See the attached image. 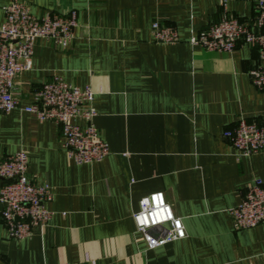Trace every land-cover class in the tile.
<instances>
[{
  "label": "crops",
  "instance_id": "1",
  "mask_svg": "<svg viewBox=\"0 0 264 264\" xmlns=\"http://www.w3.org/2000/svg\"><path fill=\"white\" fill-rule=\"evenodd\" d=\"M19 1L36 17L76 14L67 50L36 44L31 69L16 79L20 108L54 77L89 86L109 153L75 165L53 123L19 109L0 115V159L25 152L29 181L53 193L51 221L30 238L10 240L0 223V264H264V223L235 231L228 214L256 179L264 185V152L238 158L223 138L240 118L264 125V89L248 77L257 52L242 42L231 53L188 44L223 8L254 29L257 0ZM8 3L0 0V26ZM154 22L179 43H155ZM155 193L185 237L149 250L132 217Z\"/></svg>",
  "mask_w": 264,
  "mask_h": 264
},
{
  "label": "built area",
  "instance_id": "2",
  "mask_svg": "<svg viewBox=\"0 0 264 264\" xmlns=\"http://www.w3.org/2000/svg\"><path fill=\"white\" fill-rule=\"evenodd\" d=\"M223 10L217 23L190 37L188 44L218 53H231L239 42L255 49L259 63L248 72V77L256 89L263 90L264 0L255 3L252 22L254 29L228 16L225 8ZM75 28L74 12L65 16L36 17L28 5L19 0H9L3 9V22L0 26V115L19 109L39 122L53 123L60 131V145L66 158L75 165H87L100 163L109 153L93 123L96 111L93 107L94 93L89 86H72L54 77L32 94L29 106L22 108L14 94L17 77L31 69L36 44L45 41L61 50H67L74 40ZM150 33L153 41L158 44L176 45L180 41L173 28L158 22L152 23ZM78 120L84 122L83 127L75 124ZM223 138L238 158L264 152V125L240 118L233 129L223 133ZM28 165L27 155L23 151L0 159V223L10 240L30 238L34 228H45L53 217V213L46 208V204L53 198L51 188L30 182L27 177ZM155 194L146 196L148 205L143 203L145 197L142 198L138 203V211L132 217L137 233L142 235L149 250L185 237L182 221L176 225L173 221L179 218L172 211V219L162 225H152L144 230L138 222L137 215L142 209L154 204ZM162 201L170 208L163 195ZM228 214L235 231L251 229L264 223L262 181L256 179L245 190L239 204L228 210Z\"/></svg>",
  "mask_w": 264,
  "mask_h": 264
},
{
  "label": "clouds",
  "instance_id": "3",
  "mask_svg": "<svg viewBox=\"0 0 264 264\" xmlns=\"http://www.w3.org/2000/svg\"><path fill=\"white\" fill-rule=\"evenodd\" d=\"M154 204L148 208L142 209L137 215L138 222L143 226L144 230L156 224H163L166 220L172 219L170 215V208L163 203L162 194H155L153 196ZM145 205L149 204L148 198L143 199ZM176 225L181 224L180 219L173 221Z\"/></svg>",
  "mask_w": 264,
  "mask_h": 264
}]
</instances>
